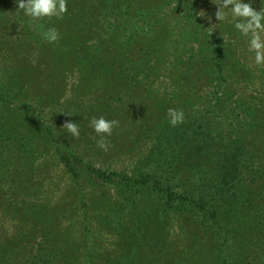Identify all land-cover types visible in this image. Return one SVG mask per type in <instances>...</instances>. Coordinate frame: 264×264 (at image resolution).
<instances>
[{
    "label": "trees",
    "instance_id": "16d2710c",
    "mask_svg": "<svg viewBox=\"0 0 264 264\" xmlns=\"http://www.w3.org/2000/svg\"><path fill=\"white\" fill-rule=\"evenodd\" d=\"M90 2L95 8L99 4L109 5L110 11L98 7L96 18H101L103 13L113 15L117 5L120 11L130 6L129 0ZM192 3L186 4L183 18L188 16ZM196 4L194 0V9ZM75 7L76 16L80 7L83 9L81 14H84V19H78L84 22L86 5L78 3ZM15 10L12 7L6 17L2 15V19L9 24L12 20L20 21L19 17L13 19L15 16L9 19ZM86 15L89 16L88 13ZM20 17L29 26L28 18L22 14ZM155 19V22H146L145 27L136 26L129 31L130 39L136 37L140 30L153 31L159 17ZM52 21L45 19L32 26L40 27L39 32L32 31L37 48L35 65L48 68L41 76L44 83L41 86L45 89L52 86V71L57 69L59 73L63 64L62 61L57 62L54 54L50 53V44L41 36ZM76 24L80 27L79 22ZM127 41L120 44L116 40V47L124 46ZM20 42L23 43L24 39L20 38ZM229 42L214 39L206 46L213 57V75L217 80L213 85V94L210 92L203 102L194 104V117L185 114L183 124L166 127L162 142L157 135L151 149L144 157L137 158L136 165L128 173L109 172L97 167L84 157L81 142H72L78 139L71 137L75 140H69L66 132L61 135L57 123L48 119L49 111H59L55 107H62L68 114H77L78 125H89L88 118L101 110L100 103L86 107L79 91H74L64 101H38L26 96L24 88H20L19 81L23 77L14 74L12 66H5V73L0 72V147L9 153L4 151L5 154L1 155L0 151V200L6 199L9 196L7 193L11 194L8 198L12 201L17 194H27L32 199L38 193L39 184L32 183L31 175L26 171L33 165L36 154L44 149L40 133L53 142L56 159L74 179L93 176L113 186L120 196L117 194L114 199L108 197L113 201L102 207L105 210L102 213L98 212L99 206L93 208L86 194H81L83 216L73 222L76 230L85 235L86 245H89L81 263L72 261L71 257H60L64 247L59 245L54 226L55 213L46 209L45 204L24 199L27 209L36 218V224L40 229L45 228L41 230L42 240L33 235L35 228L31 217L26 222L23 219L16 236L29 235V240L24 244H15V247L9 240H1L0 264H264V98L256 102L250 93L233 98L229 86L232 79L230 71L235 65L229 55L232 53V41ZM14 44L11 41L9 47L14 49ZM17 47L19 51L15 49L13 53L22 56L23 48ZM96 49L98 52H91L89 47L82 45L79 54L86 61L90 57L92 60L99 57L100 52L107 54L99 45ZM142 51L141 47L134 48V57L129 60H137L142 56L138 53ZM199 51L197 67L200 68L194 72V77L205 76L209 67L207 56L202 53L203 50ZM26 58L25 55L18 57L22 60ZM147 58L143 56L144 61ZM25 65L30 66L29 69L35 66L31 62ZM240 74V77L247 75L244 71ZM113 75L131 78L130 74H125L124 68H118ZM231 82L234 84L233 80ZM104 95L112 97L108 91ZM175 108L186 111L182 103ZM247 111L249 115L244 114L242 119L240 115ZM125 119H117L119 124L110 136H116L119 144L124 145L134 139L132 135L138 125L136 119H130L129 125ZM139 134L137 132L136 135ZM94 223L96 228L92 226ZM106 229V232L117 233L114 248L91 252L90 249L103 235L89 233L100 234ZM10 240L14 241V238Z\"/></svg>",
    "mask_w": 264,
    "mask_h": 264
},
{
    "label": "rangeland",
    "instance_id": "374dc122",
    "mask_svg": "<svg viewBox=\"0 0 264 264\" xmlns=\"http://www.w3.org/2000/svg\"><path fill=\"white\" fill-rule=\"evenodd\" d=\"M195 1L196 9H194V0H129L130 6L123 10L120 11L117 5L113 15L110 13L107 16L103 13L101 18H96L98 7L109 10V5L99 4L95 8L90 0H68L67 13L62 19L52 21L61 34L58 44H50L49 47L50 53L54 54L57 62L62 61L63 64L59 73L57 69L52 71V86L45 89L41 86V84L44 85L41 76H43L42 72L48 68L35 65L37 48L33 31L39 32L40 27L27 26L24 21H21L23 19L20 13L16 11L10 14L9 19L15 16L13 19L19 17L20 21L12 20L11 24L5 22L2 19L3 16L6 17L12 7L16 9V4L15 0H0V72L5 73V66H12L13 73L23 77L21 81L17 79L15 81L20 82V88H24L25 95L38 101L39 99L50 102L58 99L64 101L72 96L74 91H79L84 97L83 104L86 107L101 104V110L93 113L95 116L103 115L107 119L116 120L126 118L127 125L130 119H136L138 125L136 133L132 135L134 139L124 145L119 144L116 136H114L116 138L108 137L107 151L97 146L98 137L88 124L79 125L80 137L76 141H72L75 139H72L69 134L65 135V138L67 136L73 143L81 142V152L84 157L91 160L97 167H102L109 172L128 173L136 165L137 158L144 157V154L151 149L157 135L162 142L165 128L170 127L166 119L168 108H175L182 103L186 106L184 113L194 117V104L203 102L204 97L210 92L211 95L213 94V85L217 80L213 75V69H215L213 57L209 55L210 51L206 49V46L214 39L223 40L221 35L226 37L224 40L226 43L236 40L235 44H231L232 53L229 54L235 65L230 71L232 78L230 79L234 81V84L230 80L231 86H229V89L233 91V98L236 99L246 93L253 94V100L256 102L264 98V66L258 68L252 63V54L247 52L244 38L238 37L227 22L219 25L221 35L220 29L217 28L210 36L209 29L206 28L211 23H219L215 18L216 6L211 3V0ZM191 2L193 3L187 12L188 16L183 18L184 8ZM78 3L80 6L86 5V13L89 14L88 16L85 13V21L82 23L78 18L84 19V14H81L83 9L80 7L79 14L77 16L74 14L75 5ZM261 6L264 5L260 4V0H254L253 7L258 9ZM202 12L205 16H198ZM155 17H159V21L153 25V31L140 30L136 37L130 39L129 31L136 26L145 27L146 22H155ZM208 17H211V21ZM78 22L80 27L76 24ZM22 31L26 33H21ZM20 38L24 39L23 43L20 42ZM115 39L120 44H123L121 42L126 39L128 41L124 46L116 47ZM11 41L15 42L14 49L9 47ZM132 43L134 48L143 49L138 53L142 56L135 61L129 60L134 57ZM17 45L20 49L23 48L24 51L21 50L23 51L21 54L27 56L29 61L27 58L18 59L22 56L13 53L15 49L19 51ZM82 45L89 47L91 52H98L96 47L99 45L107 54L103 51L93 60L92 57L88 61L83 60L79 54ZM199 50H203L202 53L207 56L209 67L205 76L203 74V76L194 77V72L200 68L197 67L199 54H201ZM143 56H148L149 62L144 61ZM27 62L35 66L29 69L30 66L25 65ZM118 68H124L125 74H130L132 79L129 75V77L114 76V71ZM242 71L247 75L240 77ZM91 84L94 85L91 86ZM45 86L48 87L46 83ZM105 91L112 94V97L104 95ZM231 92H228V95H231ZM60 105L63 106V103ZM55 108L60 110L49 111L48 119L57 123L62 135V132H66L63 128L64 123L69 121L77 123L78 116L68 114L69 112L62 107ZM249 111L242 113L241 118H245L244 114L249 115ZM17 117L21 118L18 115ZM137 132L140 134L136 135ZM40 137L44 140V149L36 154L33 165L26 171L29 176L31 175L32 183L39 184L38 193L34 194L35 198L32 197V199L28 198L27 194H17L13 198L14 201L8 198L11 194L7 193L9 196L0 200V241L9 240L13 247L17 246L15 244L26 243L29 235L23 234L22 237L16 234L22 227L23 219L26 222L30 217L35 228L33 235L42 240L41 230L45 228L40 229L36 224V218L27 209L25 200L45 204L46 209L49 208L50 212L56 215L54 226L58 232L59 245L64 247V251L59 253L60 257H71L72 261L81 263L89 246L86 245L85 235L78 232L73 224L74 221L81 219V215L83 216V207L81 208L80 205L81 194L87 195L88 202L94 205L93 208L100 207L98 212L105 213L102 207L108 201L109 203L113 201L108 197L114 199L117 194L120 196V193L113 186L104 184L93 176L87 178V175H84L82 178L74 179L56 159L53 153L55 145L50 138L42 133ZM0 151L1 155H4L6 150L3 151L0 147ZM6 153L8 154L9 151ZM5 200L6 202L2 203ZM92 226L96 228L95 223ZM106 231L108 229L100 234L89 233L94 236L103 235L102 239L90 249L91 252H100V249L103 250L106 247L114 248L113 244L118 239L117 233ZM11 238H14V241L10 240ZM95 258L99 262V257Z\"/></svg>",
    "mask_w": 264,
    "mask_h": 264
},
{
    "label": "clouds",
    "instance_id": "9594fccd",
    "mask_svg": "<svg viewBox=\"0 0 264 264\" xmlns=\"http://www.w3.org/2000/svg\"><path fill=\"white\" fill-rule=\"evenodd\" d=\"M216 6L215 18L219 23H211L208 34L211 36L213 31L221 28V23L227 22L231 25L238 37H242L246 43L248 53H251L252 63L259 67L264 66V6L258 9L253 7L254 0H211ZM16 12L28 18L29 27L37 24L39 21L47 19L59 20L68 11V0H15ZM264 5V0H260ZM205 16L202 12L201 15ZM211 21V17H208ZM42 39L49 44H54L60 39V32L54 24L46 27L41 33ZM223 41L226 39L223 35ZM233 44L236 43L234 39ZM166 119L171 127L183 124L185 113L182 109L168 108ZM89 127L96 134V144L103 151L109 148L108 137L112 135L114 127L118 126L116 119H107L103 115L92 116L89 121ZM63 128L71 137L78 139L80 137V126L74 121L64 123Z\"/></svg>",
    "mask_w": 264,
    "mask_h": 264
}]
</instances>
